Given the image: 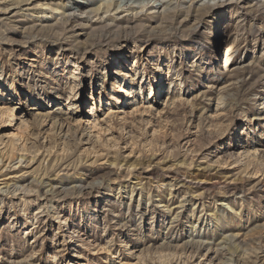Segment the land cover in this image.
Here are the masks:
<instances>
[{
    "label": "rangeland",
    "instance_id": "374dc122",
    "mask_svg": "<svg viewBox=\"0 0 264 264\" xmlns=\"http://www.w3.org/2000/svg\"><path fill=\"white\" fill-rule=\"evenodd\" d=\"M251 262L264 0H0V264Z\"/></svg>",
    "mask_w": 264,
    "mask_h": 264
},
{
    "label": "bare ground",
    "instance_id": "6f19581e",
    "mask_svg": "<svg viewBox=\"0 0 264 264\" xmlns=\"http://www.w3.org/2000/svg\"><path fill=\"white\" fill-rule=\"evenodd\" d=\"M73 15V14H72ZM68 17H70V16H68ZM66 20H69V18H67ZM117 75H120V72H119V70H118V72H117ZM118 88H121V85H119V87ZM161 93V92H160ZM14 116V115H13ZM14 118V117H13ZM14 120V119H13ZM75 188H80V186H77V187H74V189ZM16 190H21V191H24V189L23 188H16ZM5 192V191H4ZM15 192V191H14ZM17 192V191H16ZM25 192H26V190H25ZM13 193V192H12ZM21 193V192H20ZM78 239H79V241H82V239H80V237H78ZM193 240V239H192ZM167 244V243H166ZM169 244V243H168ZM179 246H180V248H182V252H188L189 251V254L192 252V250H194V251H199V250H201V248H204V243L203 242H199V241H193V242H184V243H182L181 245H178V246H175V247H178L179 248ZM165 247H166V245H165ZM165 247H164V250H165ZM174 247V246H173ZM207 247V246H206ZM167 249H169V248H171V246L170 245H167V247H166ZM210 249V247H208V250ZM156 251V250H155ZM170 251H172V250H170ZM167 252H169V251H167ZM172 253V255H169L170 257L171 256H173V251L171 252ZM169 257V258H170ZM166 258V257H165ZM173 258H175V257H173ZM250 262V261H249ZM252 263V262H251ZM253 264V263H252Z\"/></svg>",
    "mask_w": 264,
    "mask_h": 264
}]
</instances>
